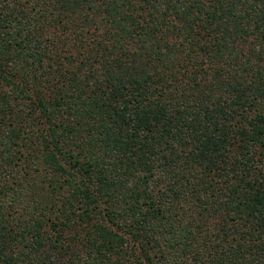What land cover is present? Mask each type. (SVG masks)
I'll return each instance as SVG.
<instances>
[{
	"label": "trees",
	"instance_id": "obj_1",
	"mask_svg": "<svg viewBox=\"0 0 264 264\" xmlns=\"http://www.w3.org/2000/svg\"><path fill=\"white\" fill-rule=\"evenodd\" d=\"M0 264H264V0H0Z\"/></svg>",
	"mask_w": 264,
	"mask_h": 264
}]
</instances>
